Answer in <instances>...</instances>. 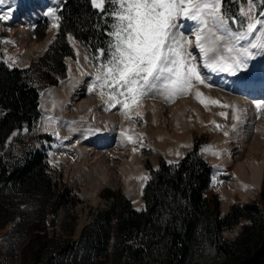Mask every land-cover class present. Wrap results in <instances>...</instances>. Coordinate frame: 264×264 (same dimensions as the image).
<instances>
[{
    "label": "trees",
    "instance_id": "16d2710c",
    "mask_svg": "<svg viewBox=\"0 0 264 264\" xmlns=\"http://www.w3.org/2000/svg\"><path fill=\"white\" fill-rule=\"evenodd\" d=\"M262 4L264 7L256 0L257 14ZM240 6V0H224L230 14H237ZM58 17L57 37L38 62L19 67L0 61L1 224L14 220L23 200L26 211L34 212L38 220L50 212L57 213L63 204L76 202L69 190L55 189L47 172L46 155L34 142L6 147L14 131L18 130L17 138L23 140L22 130L36 129L41 118V92L57 84L60 75L66 76L65 58L75 57L69 34L96 56L97 49L107 44L109 18L92 7L90 0H63ZM48 25V18L39 20L35 34L42 35ZM201 147L202 142L196 140L179 161L163 158L158 166L148 165L146 208L142 210L128 197L108 191L109 203L98 210L80 238L74 233V213L65 219L70 228L64 223V231L58 234H50L45 223H30L22 215L14 228L17 234L22 230L26 238L20 253L22 263L264 264V187L257 200L233 205L222 215L218 199L207 195L213 170L201 155ZM243 219L247 223L239 234L226 238L224 231Z\"/></svg>",
    "mask_w": 264,
    "mask_h": 264
},
{
    "label": "snow or ice",
    "instance_id": "6c2138e0",
    "mask_svg": "<svg viewBox=\"0 0 264 264\" xmlns=\"http://www.w3.org/2000/svg\"><path fill=\"white\" fill-rule=\"evenodd\" d=\"M90 3L110 21L107 44L97 49L95 83L90 89H99L102 99L107 96L106 104L121 106L126 119L132 120L133 113L142 119L138 109L145 98L159 95L174 102L195 89L194 98L205 108L208 104L231 108L232 119L240 122L241 110L236 105L206 97L197 85L211 87V74L235 76L247 67L249 60L264 54V10L256 13V0H240L237 14L225 9L224 0H90ZM46 14L59 20L55 11ZM192 49L197 50L199 59ZM255 108L258 113L264 110V102H256ZM219 115L228 118L224 112ZM212 123L222 130V125ZM223 134L227 136L228 132ZM122 135L128 142L136 143L127 131Z\"/></svg>",
    "mask_w": 264,
    "mask_h": 264
},
{
    "label": "bare ground",
    "instance_id": "6f19581e",
    "mask_svg": "<svg viewBox=\"0 0 264 264\" xmlns=\"http://www.w3.org/2000/svg\"><path fill=\"white\" fill-rule=\"evenodd\" d=\"M39 1L40 3H38ZM2 4L9 14L6 22L12 31H20L22 39L27 38L26 26L34 17L19 18L18 11L23 6L20 0L13 2V5H9L8 0H2ZM25 4L43 8L49 6L51 0H25ZM33 11H38V9H33ZM52 35L53 32L43 43L35 44L31 46V49L42 50L51 41ZM79 43L76 44L80 46ZM78 49L82 65L75 66L71 71V82L72 84L76 82L78 87L74 89L75 91L70 90L67 86L59 87L55 92L50 93L47 97L48 110H56L57 113L47 112L43 126L46 128L45 130L61 135L65 139L63 142L66 145L76 144L79 146L80 150L78 151H81L79 153L85 160L83 173L92 175L96 171L98 173L102 168V179L108 182L112 180L108 159L111 152L118 151L113 147L112 150L103 154L102 149L116 144L123 151L130 142L122 135L123 130L117 131L112 127V124L117 120V115L115 113L105 114L102 111L103 99L100 96L95 100L85 99L90 76L96 69L86 49L81 46ZM192 51L199 59L197 50L192 49ZM211 75L212 79L209 81L211 87L204 85H197V87L205 93L206 97L218 99L221 104L236 105L241 110L240 122L232 119L231 108L212 104H208V107L205 108L204 105L195 101V89H193L191 94L180 96L174 102L166 101L159 95L147 98L153 104V112L159 125L155 126L151 122L145 107H142L139 111L144 114L147 123L141 133L150 138L151 145L158 152L166 153L171 150L172 145H190L195 130L211 131L209 145L211 148L208 147V149L213 164L223 173L232 175V182L225 181L216 184L217 191L222 195L224 203L228 199V201L235 200L236 193L246 199L259 191L264 180V110L258 113L255 108L256 102L261 99L264 101V54L249 60L247 67L241 69L235 76L227 73ZM80 76L82 80H78ZM177 102L180 104L172 105ZM56 104H58V109H56ZM168 111L173 113L172 116H169ZM220 112L228 114V118L221 117ZM75 117L82 118L80 123H76ZM212 121L222 125V130H217ZM131 124L137 125L134 121ZM80 131L83 134L84 144L77 143L81 138L78 135ZM224 131L228 132L227 136L223 134ZM127 132L136 140L137 132ZM146 136L142 135L139 144L128 147L129 154L124 161L125 166L122 170L126 179L131 173L142 174L143 150H141V142L147 141ZM249 137H252L251 140ZM134 148L137 151L134 152ZM213 152H217L219 155H213Z\"/></svg>",
    "mask_w": 264,
    "mask_h": 264
},
{
    "label": "rangeland",
    "instance_id": "374dc122",
    "mask_svg": "<svg viewBox=\"0 0 264 264\" xmlns=\"http://www.w3.org/2000/svg\"><path fill=\"white\" fill-rule=\"evenodd\" d=\"M15 1L17 0H8V4L13 5L12 3ZM20 1L22 2L23 6L19 8V18L34 17L30 20V22L27 23V38L23 39L21 37L20 31H12V28L7 24L6 21L8 20L9 14L7 11H5L6 9L3 7L2 0H0V61L5 62V64L9 66L27 67L34 62H38L56 39L58 28H53L52 25L54 23H57V20H54L52 16L47 15L45 13L52 10L55 11L57 16V9L60 5V0H51V4L43 8L36 7L38 11H33V9L36 8L25 4V0ZM38 3H40V1ZM262 7L263 4L261 5L260 9L264 10V8ZM44 16H47L50 20L49 25L42 35L35 34L34 28L36 27L39 19L43 18ZM52 32L53 35L51 41L42 50L36 51L35 49H31V46L43 43ZM68 38L75 51V57L67 56L65 58V62L68 67L67 75H60L59 83L57 85H50L43 90L40 97L39 106L42 116L36 126V129L33 132H30L27 129L22 130L20 135H23V140H18L19 138H17V136L19 132L18 130H16L8 138L6 147L7 149H10L16 144L15 148H18L21 147L24 142H26L25 144L34 142L35 146L38 147V149L46 155L45 161L47 162V172L52 180V183L54 184L55 189L69 190L71 192V197H74L76 199V202L72 201L69 204H63L59 208L57 213L54 214L53 212H50L44 218H39L40 221L38 220V216L35 215L34 212L31 213L26 211L27 204L24 202V200L18 203V213L16 214L14 220L8 221L4 224L0 223V264H23L22 256L20 255V253L22 249V243L25 242L26 238L22 230L19 232V234L14 232L15 225L22 218V215L27 216V220H29L30 223L35 222L36 225L37 223H45L50 234H58L64 231V223L65 225L68 224L66 226L70 228L69 222H66L65 219L68 218L67 215H70L69 213H74L77 215L76 228L74 230V233L76 238H80L85 228L94 221L98 210L106 207V205L109 203L110 198L106 197L108 191H115L119 194L128 197L131 200L133 206L138 209L144 208V188L146 186V182L149 176L148 165L158 166L160 160L163 158L169 162L178 161L181 156H183L186 152L189 151L191 147H193L194 142L196 140L202 142V155L213 168V181L209 190L207 191V195L209 197L218 199L222 215H225L227 212H229L233 205L242 206L250 202H254L259 198V195L264 187V180L261 188L255 193V195H252L245 199L240 196L239 193H236L237 196L235 200L228 201V199L227 202L224 203L222 195L216 189V184L223 183L225 181H227L228 183L232 182V175L225 174L221 170L217 169L216 166L213 164V161L209 154V150H206L208 149L211 142V131L195 130L192 138V143L190 145H172L170 151L166 153H160L157 149H155V147L151 145L150 138L146 136V134L141 133L142 128L147 123L144 114L142 113V119L139 117H135L134 114L132 120L126 119L123 111L121 110V106L117 105L116 107H110L109 104L105 103L107 96H105L102 100V111L105 114L115 113L117 115L116 122L112 124V127L115 130L129 131V133H131L132 131L137 132L136 143H127L128 145L123 151H121L120 147L116 144L108 146V148L102 149L103 154L112 150L113 147H115L118 151L116 153L111 152V156L108 159V163L110 164L112 172L111 181L107 182L105 179H102V168L98 173L96 171V173L92 175H86L85 173H83V166L85 164V160L82 158L83 155L79 153L81 151H78L80 150L79 146H76V144H71V147L69 145H66L63 142L65 139H63L61 135H57L56 133L47 131L45 130L46 128L43 126L44 118L47 116L45 114L47 112L57 113L56 110H48L49 104L47 97L50 95V93L55 92L56 89H58L59 87L67 86V88H69L70 90H74L78 87L76 82H73V84L71 82L72 68H74L75 66L80 67L82 65V59L80 58L78 47L81 46L82 48L86 49V51L90 54L95 69L98 63L96 56H94L85 45H82L73 37L71 38V36H68ZM75 41L76 43L78 42L80 46L77 45ZM37 74L40 73L37 72ZM94 76L95 72H92L85 95L86 100H95L100 96L99 89H97V91H90L92 85L95 83ZM78 80H82L81 76L78 77ZM149 100L150 99L145 98L143 100L142 107H145L146 114L149 116L151 122L155 126H158L159 124L156 120L157 117L153 112V104L149 102ZM194 100L197 101L195 98ZM262 100L263 99L259 100L258 102H264ZM174 104L172 105L176 106L180 103L177 102ZM141 108H139L138 110H140ZM56 109H58V104H56ZM170 112L171 111H168L169 116H172L173 113ZM74 119L76 123H80V121L82 120V118L78 117H75ZM133 121L136 122V126H133V124H131V122ZM141 134L147 137V141L145 143L141 142V150H143V169L141 172L142 174L131 173L129 178L126 179L122 170L125 166L124 161L129 154L128 147L130 145L139 144L141 141ZM78 135L81 138L78 139L77 143L79 142L80 144H84L82 132L80 131ZM251 138L252 137H249V140H251ZM177 153H179V155H177ZM68 157L71 159H69ZM141 177H146V179H140ZM23 198L25 199V197ZM245 223H247V220L243 219L233 228L226 229L224 231V236L226 238L236 237L239 234L241 227Z\"/></svg>",
    "mask_w": 264,
    "mask_h": 264
}]
</instances>
